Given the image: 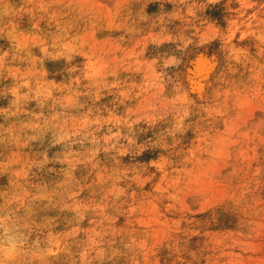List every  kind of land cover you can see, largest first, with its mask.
<instances>
[{"label": "rangeland", "instance_id": "374dc122", "mask_svg": "<svg viewBox=\"0 0 264 264\" xmlns=\"http://www.w3.org/2000/svg\"><path fill=\"white\" fill-rule=\"evenodd\" d=\"M0 264H264V0H0Z\"/></svg>", "mask_w": 264, "mask_h": 264}, {"label": "bare ground", "instance_id": "6f19581e", "mask_svg": "<svg viewBox=\"0 0 264 264\" xmlns=\"http://www.w3.org/2000/svg\"><path fill=\"white\" fill-rule=\"evenodd\" d=\"M203 62H205V61H203ZM198 64H199V63H198ZM202 65H203V64H202ZM201 67H202V66H201ZM205 71H206V70H205ZM197 83H198V82H197ZM199 85H200V84H199ZM199 85H198V86H199Z\"/></svg>", "mask_w": 264, "mask_h": 264}]
</instances>
